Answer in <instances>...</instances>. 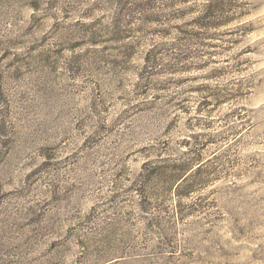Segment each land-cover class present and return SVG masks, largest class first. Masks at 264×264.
<instances>
[{
    "label": "rangeland",
    "instance_id": "rangeland-1",
    "mask_svg": "<svg viewBox=\"0 0 264 264\" xmlns=\"http://www.w3.org/2000/svg\"><path fill=\"white\" fill-rule=\"evenodd\" d=\"M120 1L0 0V264H264V0H244L238 31L188 38L153 29L191 20L203 0H156L123 15L137 17L117 45L136 41L130 54L77 46ZM154 45L162 63L189 66L140 79ZM194 130L216 151L192 179L214 175L193 196L204 207L181 215L172 195L150 226L119 186L143 146L167 139L180 155Z\"/></svg>",
    "mask_w": 264,
    "mask_h": 264
},
{
    "label": "trees",
    "instance_id": "trees-1",
    "mask_svg": "<svg viewBox=\"0 0 264 264\" xmlns=\"http://www.w3.org/2000/svg\"><path fill=\"white\" fill-rule=\"evenodd\" d=\"M156 0H121V8L113 17V20L109 23L102 25L99 19H91L86 26L90 28L86 35L79 37L80 45H88L89 48H99V51H108L111 48H121L127 52H132L136 47V41L123 44L127 39L133 38L132 33L134 29H130V26L134 24L137 17L123 18L125 12L145 10L148 7H153ZM189 1V0H184ZM246 2L244 0H203L202 6L200 5L199 13L191 20L184 22L174 28L163 26L156 27L155 31H164L165 33H172L177 31L184 38L189 36H200L201 34H212L211 31L223 32L230 34L241 29L246 22L244 18L248 11H246ZM38 5H35V7ZM148 6V7H147ZM89 14L87 17H90ZM147 22V20H146ZM158 24H162L157 19ZM162 28V29H158ZM77 41V42H78ZM176 47L177 44H173ZM155 46L148 50V56L145 58V64L142 69V73L139 76L145 78L146 82H150L153 75L158 74L159 70H176L179 71L183 67L189 66L187 56L181 54L173 55L172 62L162 63L161 59L157 57L158 51L155 50ZM161 52V51H159ZM114 64L116 61H112ZM203 64V63H202ZM157 72L150 71L149 68H159ZM201 65V64H200ZM147 71V73H143ZM173 71V72H176ZM202 132L193 131L190 135H183L181 139H177V147L181 148V154L173 156V147L169 140L160 141L159 144L145 145L142 147V151L148 154L144 161L141 170L132 179L131 185L125 187L119 186L122 191H131L138 195L136 206L141 210L144 216H147V223L150 226L157 225L162 222L163 215L168 210V200L170 197L176 196L178 204V212L181 215L189 214L195 210H200L204 207L202 200H197L193 197L196 192L200 191V187L206 185V183L212 181V176L197 178L192 180L198 174L204 173L206 167L215 159L216 151L206 156L202 150L205 149L206 143L200 141ZM189 149H197V153L193 157L187 159L184 155ZM215 174V173H214ZM163 184L160 188L159 185ZM175 189V191H173ZM170 192L166 195V193ZM128 194V193H127ZM116 195V193H115ZM120 195H124L121 193ZM119 197V195H116ZM183 198L189 199L188 212H185V206L180 201ZM195 199V200H193ZM114 208H120L116 205ZM187 210V209H186ZM98 211L93 215L94 218L90 219V222H94L98 217ZM152 214V215H150ZM148 215L150 217H148ZM95 229V228H94ZM91 229L90 231H93Z\"/></svg>",
    "mask_w": 264,
    "mask_h": 264
}]
</instances>
